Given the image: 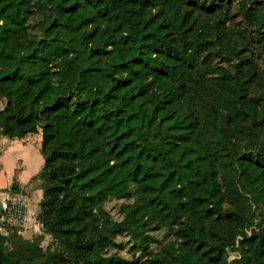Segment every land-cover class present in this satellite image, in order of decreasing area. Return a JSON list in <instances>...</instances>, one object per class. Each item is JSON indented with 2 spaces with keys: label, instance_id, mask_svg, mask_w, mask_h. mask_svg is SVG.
I'll use <instances>...</instances> for the list:
<instances>
[{
  "label": "trees",
  "instance_id": "trees-1",
  "mask_svg": "<svg viewBox=\"0 0 264 264\" xmlns=\"http://www.w3.org/2000/svg\"><path fill=\"white\" fill-rule=\"evenodd\" d=\"M262 1L237 10L264 41ZM232 9L0 0V135L41 133L31 182L51 237L12 250L0 235V264H123L122 235L144 252L130 264H264V72Z\"/></svg>",
  "mask_w": 264,
  "mask_h": 264
},
{
  "label": "rangeland",
  "instance_id": "rangeland-1",
  "mask_svg": "<svg viewBox=\"0 0 264 264\" xmlns=\"http://www.w3.org/2000/svg\"><path fill=\"white\" fill-rule=\"evenodd\" d=\"M240 0H232V31L236 38L241 36H245L249 45L245 49V55L249 56V58L255 61L261 67V71L264 72V41L259 38L257 32H252L250 29L246 30L242 24H240V17L238 16L237 4ZM262 6L264 7V0L262 1ZM244 28V29H243ZM245 31V32H244ZM244 40V39H243ZM5 101L0 102V108L3 107ZM121 201L111 200L108 202L105 207L106 210L113 216L115 219L120 218L119 214V204ZM33 208V207H32ZM37 211V210H36ZM15 230V231H14ZM11 236L7 237L6 246L12 250H18L22 245L27 242L36 243L43 251L47 250L48 246L51 242V237L44 234L43 229L40 234H32L25 230L14 229ZM153 236L155 241L149 243V249L155 250L159 248V246L165 243L166 239L161 232H154ZM115 244L110 249L109 253L115 255L118 260L123 264H130L131 262H137L138 259L142 260L144 252L138 251L136 247V243L132 241L126 235L117 236L114 238ZM235 253H230L229 258H234ZM22 260L26 262V264H32V260L30 257H23Z\"/></svg>",
  "mask_w": 264,
  "mask_h": 264
},
{
  "label": "crops",
  "instance_id": "crops-1",
  "mask_svg": "<svg viewBox=\"0 0 264 264\" xmlns=\"http://www.w3.org/2000/svg\"><path fill=\"white\" fill-rule=\"evenodd\" d=\"M5 138V146L0 153V194L7 190L24 193L31 206L37 210L42 198V190L31 179L38 174L44 164L41 153V133L21 139Z\"/></svg>",
  "mask_w": 264,
  "mask_h": 264
},
{
  "label": "built area",
  "instance_id": "built-area-1",
  "mask_svg": "<svg viewBox=\"0 0 264 264\" xmlns=\"http://www.w3.org/2000/svg\"><path fill=\"white\" fill-rule=\"evenodd\" d=\"M4 146L5 138L0 135V153ZM1 198L3 212L0 217V235L9 237L14 229L25 230L35 235L42 232V223L36 216L37 211L32 208L26 194L7 190Z\"/></svg>",
  "mask_w": 264,
  "mask_h": 264
},
{
  "label": "water",
  "instance_id": "water-1",
  "mask_svg": "<svg viewBox=\"0 0 264 264\" xmlns=\"http://www.w3.org/2000/svg\"><path fill=\"white\" fill-rule=\"evenodd\" d=\"M3 212V202H2V198H1V194H0V217L2 215Z\"/></svg>",
  "mask_w": 264,
  "mask_h": 264
}]
</instances>
